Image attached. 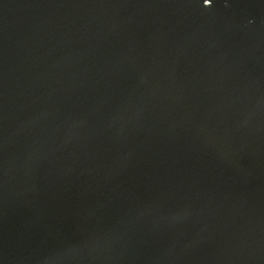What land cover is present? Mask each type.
<instances>
[{
	"label": "water",
	"instance_id": "1",
	"mask_svg": "<svg viewBox=\"0 0 264 264\" xmlns=\"http://www.w3.org/2000/svg\"><path fill=\"white\" fill-rule=\"evenodd\" d=\"M0 264H264V0H0Z\"/></svg>",
	"mask_w": 264,
	"mask_h": 264
}]
</instances>
